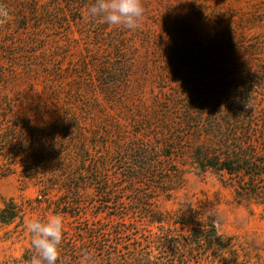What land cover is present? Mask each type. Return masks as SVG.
Wrapping results in <instances>:
<instances>
[{"label":"rangeland","instance_id":"1","mask_svg":"<svg viewBox=\"0 0 264 264\" xmlns=\"http://www.w3.org/2000/svg\"><path fill=\"white\" fill-rule=\"evenodd\" d=\"M92 3L0 0V9L8 12L7 19H0L4 53L9 52V42L17 47L25 37L17 29L20 12L25 10L34 19L29 9L37 8L39 17L46 8V18L36 29L40 41L35 56L56 52L54 60L63 76L51 77L35 65L28 74L23 63L36 64L39 58L29 54V61L21 58L19 66L4 54L0 56V103L7 100L13 113L38 127L58 125L70 153L84 144L97 150L91 152L96 161L106 157L109 185L115 193L101 196L90 189L76 199L81 218L76 221L59 214L64 232L73 236L81 227L78 222L88 220L103 229L125 224L132 238L159 234L158 225L146 223L147 211L174 214L182 204L194 202L213 220L220 235L237 239L236 264H264V204L239 202L229 182L210 171L200 173L184 158L174 161L178 172L169 177L139 179L126 169L129 164L118 163L125 153L122 144L134 138L133 131L149 142L165 129L173 132L184 106L194 99L252 104L264 117V0H141L144 12L135 30L88 18ZM51 19L54 24H45ZM91 57L95 65L84 67L81 61ZM70 66L79 72L67 74ZM159 186L172 190L166 194ZM56 194L50 195L51 200H73V196ZM38 197L35 181L23 179L19 172L0 175V210L13 199L25 214L22 225L18 220L10 226L0 224V262L22 261L32 239L25 222L54 214V205L38 204ZM224 259L212 264H233L229 254Z\"/></svg>","mask_w":264,"mask_h":264},{"label":"trees","instance_id":"2","mask_svg":"<svg viewBox=\"0 0 264 264\" xmlns=\"http://www.w3.org/2000/svg\"><path fill=\"white\" fill-rule=\"evenodd\" d=\"M29 11L35 18L24 14V10L17 23V29L24 32L25 37L17 47L10 40L8 54L2 49L6 46L4 43L0 47L3 51L0 56L6 55L13 64L20 66V59L26 57L29 61V54H32L40 60L36 64L24 62L22 66L26 73L29 74L35 65L44 74L62 78V68L54 60L56 52L48 55L42 52L35 56L40 41L36 33L38 22L45 20L48 12L45 8L38 17L37 8ZM31 21L34 23L32 32ZM46 21L47 25L54 24L52 19ZM94 59L86 58L81 64L84 67L95 65ZM71 66L66 73L74 71L77 74L78 68ZM248 94L246 92L247 97ZM194 101L184 106L182 119L180 122L177 119L172 126L173 132L165 129L154 136L153 142L138 137L140 132L133 131L134 138L122 144L126 147L122 155L125 159L121 156L118 163L129 164L126 169L139 179L158 174L169 177L178 172L174 161L184 158L185 163L189 161L188 164L200 173L210 171L229 182L239 202L264 204V117L252 104L239 102L235 105L232 100L222 102L221 98ZM63 134L56 124L38 127L27 117L13 113L7 100L0 103V175L5 177L19 172L23 179L35 181L39 186L38 204L46 203L48 208L54 205V214H64L77 221L81 214L78 210L80 200L76 199L87 195L90 189L101 196L111 195L115 190L109 185L106 157L101 155L96 161L91 152L97 150L84 144L76 148L74 154L70 153ZM160 188L166 194L172 190L169 186ZM55 192L56 196L58 193L73 196V200L53 201L50 195ZM24 216L23 208L9 199L0 210V224L10 226L18 220L22 225ZM144 219L148 224L158 225L160 233L132 238L128 234L131 229L125 224L103 229L93 227L88 220L78 222L81 227L76 228L73 236L64 232L57 264H81L86 253L94 257L95 264H201L203 261L212 264L216 260L224 261V254H229L232 263L236 264L237 239L220 235L213 220L205 215L198 203H184L174 214L150 210ZM165 224L169 226L165 228ZM34 254L31 244L22 261L0 264H31Z\"/></svg>","mask_w":264,"mask_h":264},{"label":"clouds","instance_id":"3","mask_svg":"<svg viewBox=\"0 0 264 264\" xmlns=\"http://www.w3.org/2000/svg\"><path fill=\"white\" fill-rule=\"evenodd\" d=\"M141 0H94L87 8L88 18H99L109 25L123 26L135 30L143 17ZM6 9H0V19H7ZM25 229L32 236L31 244L34 256L31 264H57L60 259V246L64 236V221L59 214L45 219L30 218ZM81 264H95L91 254L82 257Z\"/></svg>","mask_w":264,"mask_h":264}]
</instances>
